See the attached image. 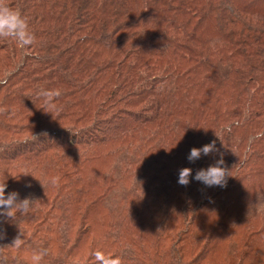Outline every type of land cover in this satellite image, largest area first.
Listing matches in <instances>:
<instances>
[{
    "label": "trees",
    "instance_id": "1",
    "mask_svg": "<svg viewBox=\"0 0 264 264\" xmlns=\"http://www.w3.org/2000/svg\"><path fill=\"white\" fill-rule=\"evenodd\" d=\"M5 3L35 40L0 38V182L35 202L0 264H264V0Z\"/></svg>",
    "mask_w": 264,
    "mask_h": 264
},
{
    "label": "clouds",
    "instance_id": "2",
    "mask_svg": "<svg viewBox=\"0 0 264 264\" xmlns=\"http://www.w3.org/2000/svg\"><path fill=\"white\" fill-rule=\"evenodd\" d=\"M0 38H12L16 40L22 48L31 46L35 40L34 35L29 31L26 19L18 10L10 8L5 3V0H0ZM60 94L59 90L45 91L42 93V95L48 99L59 97ZM35 137L38 138V136ZM214 151H217L215 148V141L206 144L201 148L193 147L190 150L187 159L190 162H195L200 159L202 155L207 156ZM223 164L224 161L221 158L217 160L215 164L210 165L206 169L202 168L197 170L194 179L202 182L207 187H225L227 177L229 176V170L222 167ZM191 176V168H181L178 174V183L182 186H187L190 183ZM53 183H56V181L53 180ZM6 188V182H0V216L6 217L9 220H14L17 213L20 215H26L35 201L31 197L20 199L19 193L16 191L10 192L6 195ZM21 235L22 234L18 235L13 240L12 246L20 247L23 244ZM44 255H46L44 250L34 253L32 256L34 264H40ZM110 264H119V261H112Z\"/></svg>",
    "mask_w": 264,
    "mask_h": 264
}]
</instances>
